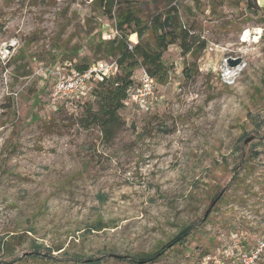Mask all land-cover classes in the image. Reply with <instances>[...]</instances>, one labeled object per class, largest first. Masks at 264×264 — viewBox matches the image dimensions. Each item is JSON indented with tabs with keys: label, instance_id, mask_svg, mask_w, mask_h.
Returning <instances> with one entry per match:
<instances>
[{
	"label": "rangeland",
	"instance_id": "1",
	"mask_svg": "<svg viewBox=\"0 0 264 264\" xmlns=\"http://www.w3.org/2000/svg\"><path fill=\"white\" fill-rule=\"evenodd\" d=\"M160 7L195 49L167 48L148 109L128 98L106 139L82 122L89 91L55 107L49 94L53 68L114 60V19L96 0H0V264H130L111 255L188 225L145 264H264V0Z\"/></svg>",
	"mask_w": 264,
	"mask_h": 264
},
{
	"label": "trees",
	"instance_id": "2",
	"mask_svg": "<svg viewBox=\"0 0 264 264\" xmlns=\"http://www.w3.org/2000/svg\"><path fill=\"white\" fill-rule=\"evenodd\" d=\"M101 13L114 19L119 37L115 42L107 41V52L114 56L117 70L113 75L94 82L89 86L91 101L82 104V122L95 125L106 139L112 138L123 123L120 110L125 106L135 72L144 68L158 83L167 80V69L163 54L170 45L177 44L183 54L194 51L192 36L178 20L174 7L163 9L160 0H96ZM135 33L137 41L131 43L128 35ZM203 49L204 46H200ZM198 49V48H197ZM90 64L75 63L77 70L86 69ZM193 225L182 228L167 243L148 254L132 256L111 255L116 260L130 264H145L157 261L169 249L182 245L192 234ZM38 249L39 246L36 245ZM38 255V252L31 253ZM103 258L74 260L79 264H98Z\"/></svg>",
	"mask_w": 264,
	"mask_h": 264
},
{
	"label": "built area",
	"instance_id": "3",
	"mask_svg": "<svg viewBox=\"0 0 264 264\" xmlns=\"http://www.w3.org/2000/svg\"><path fill=\"white\" fill-rule=\"evenodd\" d=\"M117 70L114 60L110 62L97 61L86 69L77 70L71 67L69 70L53 68L51 71L54 85L49 94V105L55 107L59 102H70L82 98L89 91L91 80L94 82L103 80L104 77L113 75ZM155 81L144 68L138 71L137 84H134L129 93V98L141 101V108L148 109V105L154 100Z\"/></svg>",
	"mask_w": 264,
	"mask_h": 264
},
{
	"label": "water",
	"instance_id": "4",
	"mask_svg": "<svg viewBox=\"0 0 264 264\" xmlns=\"http://www.w3.org/2000/svg\"><path fill=\"white\" fill-rule=\"evenodd\" d=\"M229 64L230 65H236L237 63H239L240 62V60L239 59H229ZM253 139V137L252 136H250V137H247V138H245L244 139V144H246V143H248L249 141H251ZM206 213H207V211H206ZM206 213L204 214V216L206 215Z\"/></svg>",
	"mask_w": 264,
	"mask_h": 264
},
{
	"label": "clouds",
	"instance_id": "5",
	"mask_svg": "<svg viewBox=\"0 0 264 264\" xmlns=\"http://www.w3.org/2000/svg\"><path fill=\"white\" fill-rule=\"evenodd\" d=\"M230 82V81H229Z\"/></svg>",
	"mask_w": 264,
	"mask_h": 264
}]
</instances>
